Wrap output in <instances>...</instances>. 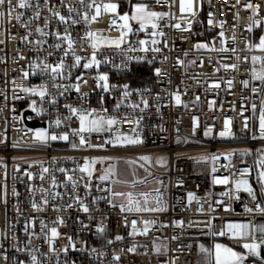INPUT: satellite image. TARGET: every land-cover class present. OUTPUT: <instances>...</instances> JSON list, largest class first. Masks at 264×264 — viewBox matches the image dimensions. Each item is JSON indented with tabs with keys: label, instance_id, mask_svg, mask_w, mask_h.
Masks as SVG:
<instances>
[{
	"label": "built area",
	"instance_id": "obj_1",
	"mask_svg": "<svg viewBox=\"0 0 264 264\" xmlns=\"http://www.w3.org/2000/svg\"><path fill=\"white\" fill-rule=\"evenodd\" d=\"M136 2L132 0V3ZM146 2L156 11L172 14V18L165 17L160 22L158 31H163L164 36L152 37L151 28L134 32L128 36V41L136 51L122 53L118 49L104 47L97 53V59L101 61L99 67L88 69L83 68L82 64L90 57L92 50L84 45L83 51L77 49V54L84 58L81 66L72 68L70 77H57L56 80L33 66L45 58L48 63L55 64L63 55L62 50L51 47L56 43L51 36L47 37L42 49L37 50L35 27L43 26V18L33 21L29 29L14 19L11 22L7 19L0 21V264H18L21 260L29 264L28 252L16 250L17 246L23 248L28 244L32 229L26 234L24 227L29 221L35 222L34 231L40 236L39 239L32 238V247L39 249L36 253L38 256L47 253L48 244L41 235L40 221L43 220L51 228L60 216L65 223L57 226L61 236L55 240V247L59 252L63 245L68 244L67 237L71 236L77 242L76 250L69 249L66 254L59 252L58 258L52 257L50 261L41 256L44 264H57V259L60 264L65 261L67 264H202L206 258L200 252V246L211 250L214 236L221 231L226 232L221 239L234 247L240 248L244 243L253 242L252 235L248 234L243 239L233 238L227 229L229 224L251 222L259 229L255 232V242H264V215L255 211L257 204L264 207V182L259 179V173L264 171L261 165V160H264V139L259 138L258 132L261 106L264 105V84L254 80L251 75V57H264V52L250 47L255 45L253 33L257 26L248 31L252 12L246 10L244 4L249 0H241L239 4L235 0H195V16L187 11L181 14L179 0H169L171 7L163 0L161 4H156L155 0ZM250 2L261 5L259 15L254 17L260 20L264 17V0ZM12 3L15 4L16 0H12ZM51 3L59 7V0H51ZM118 3L121 14L130 11L128 0H118ZM75 6L80 8L78 3ZM60 10L67 15L66 7ZM19 11L24 12L25 21L32 16L31 9ZM80 11L84 9L80 8ZM12 15H16V10ZM42 15L50 14L45 10ZM209 19L212 20L211 24ZM186 21L192 22L190 31L172 27L176 23L187 27ZM221 21L224 22L223 27L220 26ZM109 23L110 15H104L91 25V29L102 30L105 36L118 37L119 31L115 28L109 30ZM57 27L63 32L65 26L53 22L45 32ZM86 27L79 23L71 28L72 37L78 44ZM138 28L136 24L134 29ZM27 31H32L33 35L25 41L22 37ZM221 31L227 40L223 45L219 35ZM152 39L160 43L152 45ZM139 40H147L149 49L159 47L160 51H140ZM198 43L208 44L209 48L196 49L194 46ZM123 47L126 49L128 45ZM213 47L215 51L211 50ZM221 47H227L229 51L221 52ZM231 49H236L235 53ZM128 56L144 59L132 60L126 68H117ZM245 57L248 59L245 60ZM104 60L109 62L104 63ZM178 60L183 64H179ZM65 63L72 64L71 56ZM225 64H236L237 68L225 69L222 67ZM256 67L259 69V62ZM157 68L161 69L160 76L156 75ZM24 72L29 75L22 79ZM99 74H107L109 83L117 88L103 92L94 79ZM77 77L83 79L77 81ZM139 79H145L143 85L133 83ZM83 80H87V83L84 84ZM228 81H232L231 85ZM244 81H248L247 87ZM76 83H80L79 93L69 88L61 95L63 88L53 87L54 84ZM20 84L24 87L45 84L49 95L41 100L37 95L20 91L17 87ZM124 84L129 85L132 93L127 99L122 95ZM214 84H219V88L213 87ZM83 93H87V96H82ZM174 94L180 95V104L176 103ZM53 97L56 99L54 105L50 103ZM142 98L148 101L147 108L140 104ZM33 101H36L37 110L43 109L42 114L37 115L32 110ZM118 103L119 108L116 107ZM132 104H140V108L134 110L130 107ZM65 105L97 109L100 115L116 117L118 122L110 131L84 133L88 143L80 146L79 138L72 135V130L79 127V120L71 117ZM58 118L62 123L56 127L54 122ZM136 119H140L139 126L135 124ZM226 120H231L232 135L228 139L219 135L225 131ZM30 122L36 125L30 126ZM134 127L135 132L132 131ZM209 128L211 133L205 135ZM41 130L57 135L68 133L69 140L42 143L35 139V133ZM123 135H138L143 143L115 147V137ZM73 143L77 144L76 148L72 147ZM229 154L231 156L227 158ZM140 156L151 157L150 164L138 160ZM103 157L134 160L145 166L152 176L160 178L167 210L121 212L115 200L113 203L116 207L107 202L110 193L104 189L111 186L101 182L94 173L91 191H87L83 187L88 179L87 174L80 173L78 169L86 158ZM159 158L164 159L163 165L157 162ZM44 168L49 171L43 173ZM61 168L66 171L60 172ZM245 169L247 172L241 175ZM28 173H31V179ZM41 174L43 180L40 179ZM68 175L77 179L75 192L67 181ZM53 176L58 185L56 188L52 187ZM81 176H84V180L79 179ZM225 177L229 180L228 184L214 183L215 179ZM240 179L250 182L255 200L248 192L235 190V181ZM40 188L60 192L61 198L53 201L49 196V205L43 211L35 212L33 201L39 203L43 199ZM14 191L18 195H13ZM189 193L194 196L191 201ZM224 193L226 195H222ZM74 195H79L88 205V213L77 207H67L71 202L70 197ZM245 206L252 208L253 212H247ZM55 208L62 211H55ZM132 220L137 221V234L134 236L130 235ZM144 220L154 221L146 235L141 234ZM101 223L106 230L103 234H97L96 228ZM117 235L123 239L115 240ZM109 239L113 241L112 244L107 243ZM133 246L135 252H128L127 249ZM93 248L103 255L92 253ZM157 248L160 249L159 253ZM5 254L7 261L3 259ZM116 254L120 255L119 261L113 259ZM244 264H262V261L248 255Z\"/></svg>",
	"mask_w": 264,
	"mask_h": 264
},
{
	"label": "snow or ice",
	"instance_id": "obj_2",
	"mask_svg": "<svg viewBox=\"0 0 264 264\" xmlns=\"http://www.w3.org/2000/svg\"><path fill=\"white\" fill-rule=\"evenodd\" d=\"M130 5V11L124 12L121 14L119 12L120 5L118 3V0H59V7H57L55 4L51 3V0H16V3L13 4L12 0H0V21H3L7 19L8 22H11V20H16L18 22H21V26L25 29H29L33 21H40L43 18V26H36L35 27V33L38 35V38L35 40V45L37 46V50H41L43 45L47 43V37L51 36L55 39L56 43L51 45L52 48H54L57 51L63 52V55L60 57L57 63L51 64L47 62V58L40 61L39 63L34 64L33 66L36 69H39L41 73L48 74L53 80H56L57 77H70L71 75V69L81 66V61L84 59L80 55L77 54V49L79 48L81 51L84 50V45H87V47L91 48V55L86 59V62L82 64V67L85 69L92 68L93 66L99 67L101 61L97 59V53L104 47H110L120 50L123 52H132L136 51V48L132 46V44L128 41V36L130 34H133L134 32L139 31H145L149 28L152 29L150 35L152 37L156 36H164L163 31H158L160 28V22L164 20L165 17L172 18V14L170 12H160L153 9V7L146 2V0H137L136 3H132V0H128ZM165 3H169V0H163ZM236 4H239L241 0H235ZM78 3L80 8H83L84 11L81 12L80 8L76 7L75 4ZM156 4H161L162 0H155ZM195 0H179V11L181 14H184L186 11L191 13V15L195 16L196 12L194 9ZM169 6L171 7V3H169ZM67 8V15L62 14L61 8ZM235 7V4L233 5ZM260 4H253L252 2L245 3L244 8L246 10H250L252 12V16H249V23L248 25V31H252L254 26H259L261 24H264V17H262L260 20L254 19L255 16L259 15L260 12ZM32 10V16L29 20L25 21L23 20L24 12L19 10ZM13 10H16V15L13 16L12 12ZM47 11L50 15L43 16V11ZM104 15H110V23H109V30L112 28H115L119 31V36L112 38L109 36H105L103 34L102 30H92L91 25L95 22H98L100 18H102ZM211 17V14H209ZM183 19V15L181 17ZM237 19H239V14L237 13ZM57 25H64L63 32L60 31L59 27L52 29L48 32H45L46 28H50V25L53 24ZM133 22L135 24L139 25L138 29H134ZM79 23H83L86 25V31L83 37L80 38L79 44L76 40L73 39L71 34V28L72 26H75ZM191 21H186L187 27H182L181 23H176L172 25V27L179 29L180 31H190L191 27ZM209 23H212V20L209 19ZM224 22H220V26L223 27ZM33 35L32 31H27V34L22 37L23 40L28 41V38ZM221 37V43L226 44L227 40L224 37V32H220ZM233 41H235V37L232 38ZM30 42V41H29ZM2 43V41H0ZM141 47L139 48L142 52H148L149 50L153 52H159V47H153L149 49L147 47L148 41L147 40H139L137 42ZM160 43L156 39H152L151 44L156 45ZM127 44L128 47L125 49L123 46ZM165 46H167L165 44ZM196 49H208L209 45L205 43H198L194 46ZM250 47L258 48L261 52H264V36L260 37L259 43L256 45H250ZM211 50L215 51L216 49L213 47ZM221 52H227L229 49L227 47H221L219 49ZM233 53H235L236 49H231ZM49 55H53V53H49ZM71 56L72 64L66 65L65 60ZM21 59H24L23 56L20 57ZM144 57H132L128 56L127 60L122 65H117V68H126L128 66V62L132 60H143ZM239 59V57H237ZM248 58L245 57V60ZM104 63H108V60H104ZM151 61H149L150 63ZM179 64H183V61H177ZM259 62L260 67L257 69L256 65ZM195 63V62H193ZM251 75L254 80H259L262 84H264V57L262 56H256L253 55L251 57ZM202 66V65H201ZM225 69L232 68L236 69V64L231 65H222ZM219 69H217L218 71ZM156 75L160 76L162 74L161 69L157 68ZM29 75L28 72L23 73L22 79L27 78ZM82 77H77V81H81ZM96 81V86L98 88H101L103 92H110L113 89H116V85H112L109 83V77L107 74H99L96 77H94ZM15 84L16 82L13 81ZM83 83L86 84L87 80H83ZM232 81H228V84L231 85ZM244 86H248V81H244ZM219 84H214L213 87L219 88ZM19 87L20 91L24 93H30L32 95H37L43 100L45 96L49 95L48 93V86L45 84H41L37 87H24L22 84L17 85ZM53 87H56L58 89L63 88V91L60 93L61 95L64 94V92L68 91L69 88H74L76 92H80V83H76L74 85H57L54 84ZM255 91V89H253ZM131 91H129V85L124 84L122 85V95L125 99H127L129 96H131ZM175 100L177 104L181 103L180 95L174 94ZM82 96H87V93H83ZM199 100V97L196 98ZM101 102H103V97H101ZM51 104H56V99L53 97L50 101ZM140 104H143L144 108L148 107V101L146 99H141ZM140 104H132L130 107H132L134 110L137 108H140ZM36 101L32 102V110L37 112V115L42 114L43 109L37 110L36 107ZM71 113V117H76L79 120V127L77 129L72 130V135L79 138V145L84 146L88 143L84 133H100L103 131H110L112 126L115 125L118 120L116 117L111 116H104L100 115L97 111V109H86V108H76L72 107L70 105H65ZM117 108L120 107V104L118 103L116 105ZM211 107V105H210ZM261 114H260V132L261 137L264 138V105L261 106ZM253 108H255V105H253ZM107 111L106 109L104 110ZM143 111V109H141ZM71 117H68L67 119H70ZM125 120L128 119V117H124ZM55 126L59 127L62 123L61 119L55 120ZM196 123V119L194 118V124ZM136 126H139L140 119H136L135 121ZM230 124L231 120L225 121V131H222L219 133L221 137L230 136L232 135L230 131ZM245 127H247V123H245ZM133 132L136 131V128L134 127L132 129ZM211 129H207L205 131V135H209L211 133ZM35 139L42 142L47 143L49 140L56 141V140H62V141H68L69 135L68 133H64L62 135L57 134H49L46 130L37 131L35 133ZM115 140L117 142H120L123 146L128 145H139L143 143V140L137 135L135 137L123 135V136H116ZM112 141H106V143H111ZM15 146V145H14ZM90 147H96L95 145H89ZM73 148L77 147L76 143L72 144ZM231 154L228 155L227 158H230ZM104 159H110V158H104ZM214 159H219V157H214ZM140 161L144 162H151L152 158L149 156H140L138 158ZM104 160H96V159H85V163L79 167L78 171L80 173H86L87 174V182L84 183L83 187L87 191H91L92 188V177L94 173V166L97 163H103ZM161 165L164 164V159L159 158L157 161ZM129 165H133L136 163V161H127L126 162ZM261 165L264 166V160H261ZM143 167V165H141ZM49 171L48 168L43 169V173H47ZM60 172H65L66 170L61 168L59 169ZM77 171V170H73ZM147 171V169H145ZM215 171V169H213ZM247 172V169H245L241 175H244ZM29 178L31 179V173H28ZM133 176L136 175L135 172L132 173ZM149 175H151L149 173ZM121 173L119 172L117 168L116 163H110L108 167L104 170V173L98 177V179L101 182L105 181H111L112 185H127L128 187L135 189L138 184H144L146 183V178L144 180H128V179H121L120 178ZM40 179L43 180L44 176L41 174ZM80 180H84V176L79 177ZM259 179L261 182H264V171H261L259 173ZM67 181L71 183L72 191L75 192L78 187L77 179L74 178L73 175L67 176ZM162 183V182H160ZM214 183L218 184H228L229 180L227 177L223 179H215ZM243 186V190L248 192L250 196L255 200L256 195L253 191L252 187L249 185L248 181L246 179H240L235 181V187L236 190L239 191L241 187ZM52 187L56 188L58 185L56 184L55 177H52ZM99 190V189H98ZM43 199L37 203L33 201L32 208L35 212H41L44 210L46 206L49 205L50 201L48 199L49 196H51L52 200L55 201L57 199L61 198L60 192H49V190L40 188L39 189ZM104 191L110 193V198L107 200L109 204H111L113 207H116L117 205L113 203L116 198H122L121 203L119 204L121 212H128V213H141V212H164L167 210L166 205L164 204L161 195H160V189H154L153 191L156 193L155 196L152 195L150 192H139L134 193L133 191H117L114 187H107L104 189ZM13 195H18L13 192ZM226 195V193L222 194ZM189 201L194 199V196L189 193L188 194ZM239 199V196L236 197ZM71 202L67 204V207L69 209L73 207H77L80 210H82L84 213L89 212L88 205L84 202V200L79 195H74L70 197ZM154 201V203H153ZM246 207V211L251 213L253 212L252 208ZM55 211H62L61 208H55ZM255 211L257 213H260L264 215V207H261L259 204H257ZM90 219H94V217H90ZM125 222L127 223V217H125ZM65 220L62 216L57 217L56 220L53 222L54 226L51 228L48 227L47 223H45L43 220L40 221V229H41V235L45 239V241L48 244V252L47 253H41L39 256L36 254L39 252L38 248L32 247V238L39 239L40 236H38L35 231V222L29 221L25 224L24 231L26 234L30 233V229H32L30 233V238L28 241V244L24 245L23 248H20L17 246V251H27L29 255V264H44V261L40 258L41 256L47 257L49 261L52 257L59 256V252L67 253L69 249L75 251L77 242L72 239L71 236L67 237L68 244L63 245L59 252L57 251L55 247V240L58 239L61 236V233L58 230V225H64ZM154 224V221L144 220L143 221V232L141 234L146 235L149 230V225ZM85 228H87V225H84ZM131 227L132 232L130 235H136L137 234V221L132 220L131 221ZM228 231L232 233L233 238L243 239L246 234L252 235L253 242L251 243H244L242 247L247 250L248 255L256 257L258 259H261L262 264H264V257H261V250L264 249V242L256 243L255 242V232H257L259 229L255 227L251 222L249 224H229L227 225ZM105 226L103 223H101L96 228L97 234H103L105 232ZM225 231H221L219 235L223 236L225 235ZM7 238V236H5ZM15 239V238H13ZM123 237L120 235H117L115 237V240L120 241ZM175 239V237H174ZM108 244H112L113 241L109 239L107 241ZM30 249V250H29ZM87 250V249H85ZM136 248L135 246L127 249L128 252H135ZM123 251V250H122ZM156 251L159 253L160 249L157 248ZM92 253H98L99 255H103V253H100L99 250L93 248L91 249ZM200 252L205 254V260L202 261V264H244L245 260L248 258V256L238 253L234 251L232 248L227 247L223 244H215L213 250H209L205 248L203 245L200 246ZM3 259L5 261L8 260V256L5 254L3 256ZM113 259L116 261L120 260V255L116 254L113 256ZM18 264H25L24 261H19ZM57 264H60L59 259H57ZM64 264H67L65 261Z\"/></svg>",
	"mask_w": 264,
	"mask_h": 264
},
{
	"label": "rangeland",
	"instance_id": "obj_3",
	"mask_svg": "<svg viewBox=\"0 0 264 264\" xmlns=\"http://www.w3.org/2000/svg\"><path fill=\"white\" fill-rule=\"evenodd\" d=\"M135 25H136L135 22H133V27ZM260 27L262 28L261 35H259L257 32L253 33V42L255 45L259 43L260 37L264 36V24L257 26L256 29H259ZM258 132H259V138L264 139L261 137V132H260V117H259V124H258ZM225 138L228 139L229 136H225ZM114 146L115 147H125L120 142H117ZM104 158H109V157L94 158L98 161L104 160L103 163H97L94 166V174L97 178L104 173V170L108 167V165L110 163H116L117 168H118L119 172L121 173V176H120L121 179L144 180L146 178V183L138 184L135 189H132V188L128 187L127 185H112L111 181H105V182H107L111 187H114L117 191H133L134 193L150 192V193H152L153 196L156 195V193L153 190L159 188L161 198L165 204L163 186H162V183H160V182H162L161 179L158 177H154L152 175H149L150 172L148 170L145 171V169H146L145 166L141 167L142 164H140L138 162H136L133 165H129L126 162L130 161L131 159L124 158V157H110V159H104ZM131 161H134V160H131ZM144 163L150 164V162H144ZM133 172L136 173L135 176L132 175ZM248 183L251 186L249 181H248ZM235 190H236V187H235ZM241 190H243V186L241 187V189L239 191H241ZM121 201H122V198H116V200H115V202L118 204H120ZM153 203H154V201H153ZM221 237L222 236L219 234H216L214 236V239H213L212 245H211V250L214 249L215 244H223L227 247L232 248L234 251H236L238 253H241V254L248 256V252L246 249H244L243 247L239 248V247H234L232 245H229V244L225 243L221 239ZM262 250L263 251H261V257H264V249H262Z\"/></svg>",
	"mask_w": 264,
	"mask_h": 264
},
{
	"label": "trees",
	"instance_id": "obj_4",
	"mask_svg": "<svg viewBox=\"0 0 264 264\" xmlns=\"http://www.w3.org/2000/svg\"><path fill=\"white\" fill-rule=\"evenodd\" d=\"M261 30H262L261 27L259 29H255L254 33L257 32L259 35H261ZM144 81H145V79H139L137 81H133V83L138 84V85H143ZM261 251H263V250H261Z\"/></svg>",
	"mask_w": 264,
	"mask_h": 264
},
{
	"label": "water",
	"instance_id": "obj_5",
	"mask_svg": "<svg viewBox=\"0 0 264 264\" xmlns=\"http://www.w3.org/2000/svg\"><path fill=\"white\" fill-rule=\"evenodd\" d=\"M30 126H35L36 124L35 123H28Z\"/></svg>",
	"mask_w": 264,
	"mask_h": 264
}]
</instances>
